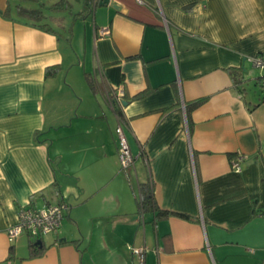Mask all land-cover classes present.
Listing matches in <instances>:
<instances>
[{"label":"crops","instance_id":"obj_1","mask_svg":"<svg viewBox=\"0 0 264 264\" xmlns=\"http://www.w3.org/2000/svg\"><path fill=\"white\" fill-rule=\"evenodd\" d=\"M49 1L0 0V264H137L132 247L145 264H264V97L236 84L264 54V0ZM148 179L187 217L140 211ZM60 204L37 254L9 238L20 209Z\"/></svg>","mask_w":264,"mask_h":264},{"label":"built area","instance_id":"obj_2","mask_svg":"<svg viewBox=\"0 0 264 264\" xmlns=\"http://www.w3.org/2000/svg\"><path fill=\"white\" fill-rule=\"evenodd\" d=\"M137 1L141 2L140 0ZM100 32L106 34L108 31L106 29H101ZM249 61L254 68L259 70V83L264 87V54L251 56L249 57ZM122 94V88L118 89L117 93L114 94V98L112 97L109 102L112 100L119 102ZM115 131L117 135V156L120 161V166L123 171L128 172L134 168L135 157L131 153L123 127L120 123H118ZM244 158H246L245 155L237 154V156L232 159L231 166L234 171L241 172L240 163ZM66 208L67 206L65 204L48 206L41 210L31 206L23 207L18 212L17 222L7 230V234L9 238H15L23 232H26L32 238L40 239L48 233L56 232L61 224L63 212ZM131 252L136 257L137 264H145V247H132Z\"/></svg>","mask_w":264,"mask_h":264},{"label":"trees","instance_id":"obj_3","mask_svg":"<svg viewBox=\"0 0 264 264\" xmlns=\"http://www.w3.org/2000/svg\"><path fill=\"white\" fill-rule=\"evenodd\" d=\"M98 2V0H84V6H85V9H88L89 11H93V9L96 7V3ZM29 14H33L35 15L36 14V11L35 9H31V10H28ZM260 55V54H259ZM55 68L54 67H49L46 71L47 75H51V74H54V71ZM259 80L260 78L257 77L255 79L256 83H259ZM237 84V88L240 90V91H244L245 88H241L239 86H241V84H243V81H240ZM246 84V82H245ZM260 88L262 90H264V87H262L260 85ZM264 99V98H262ZM205 99L204 98H201V99H197V100H194V101H191L189 102L187 105H186V115H187V119L189 120L190 118V113L192 112V110L196 107H198L200 104H202V102L204 101ZM143 154V149H142V153ZM235 157V156H234ZM135 164V163H134ZM138 204H139V209L140 211H143V210H148V209H151V210H154L156 212L155 216L157 218H166L168 216H170L171 214H177V213H172L170 211H167V210H162V209H159L155 203H154V193H153V182L149 181H145V182H141L139 184V200H138ZM177 215L181 216V217H187L185 214H182V213H178ZM39 240V239H32L31 240V243L29 245L30 248H33L34 252H36V248L34 247L35 244H36V241ZM38 252H36L37 254Z\"/></svg>","mask_w":264,"mask_h":264},{"label":"rangeland","instance_id":"obj_4","mask_svg":"<svg viewBox=\"0 0 264 264\" xmlns=\"http://www.w3.org/2000/svg\"><path fill=\"white\" fill-rule=\"evenodd\" d=\"M53 0H50L49 2H52ZM78 3L75 1L73 3V11H74V8H78ZM29 5H33V4H28ZM45 12H47V9H44ZM76 12V11H74ZM246 66V71H244L245 73V77L247 79V83L244 85V88H245V92L247 93V98H254V99H258L259 98H262L264 97V95H261V88L260 86L256 83L255 79L259 76V70L252 67L251 63H248L247 62V65ZM260 95H259V94ZM118 163H119V166H120V161L118 159Z\"/></svg>","mask_w":264,"mask_h":264},{"label":"water","instance_id":"obj_5","mask_svg":"<svg viewBox=\"0 0 264 264\" xmlns=\"http://www.w3.org/2000/svg\"><path fill=\"white\" fill-rule=\"evenodd\" d=\"M109 3V0H98V2L96 3V5H99V6H102V5H105V4H108ZM110 105L116 109L118 106H119V102H116L114 100L110 101ZM36 244H40V240H37L36 241Z\"/></svg>","mask_w":264,"mask_h":264}]
</instances>
